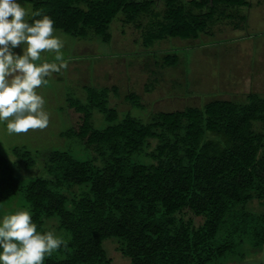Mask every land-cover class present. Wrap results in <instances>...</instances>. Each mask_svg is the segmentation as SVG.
Segmentation results:
<instances>
[{"label":"trees","instance_id":"16d2710c","mask_svg":"<svg viewBox=\"0 0 264 264\" xmlns=\"http://www.w3.org/2000/svg\"><path fill=\"white\" fill-rule=\"evenodd\" d=\"M16 2L30 7L26 21L14 17L28 32L61 30L84 38L91 30L104 43L119 13L130 23L153 10V0H0V34ZM236 4L243 0L201 1L213 12ZM163 14L155 22L161 35L152 40L195 38L213 16L193 17L177 0H166ZM176 62L167 57L162 65ZM109 91L116 93L87 87L84 104L66 101L79 121L63 135L88 157L53 149L42 160L43 176L24 189L30 208L24 235L31 237L43 219L53 217L69 235L55 247L61 258L45 264H106L102 243L109 238L118 239L129 264H242L245 255L263 253L264 213L247 206L255 201L264 207V96L250 93L244 104L214 100L156 112L143 124L129 115L119 119L108 107ZM133 97L129 93L127 100L136 105ZM93 111L106 124L102 130L92 125ZM151 140L156 145L147 156L153 162L146 164L140 158ZM12 154L25 170L36 166L29 151L15 147ZM13 173V165L0 157V203L20 190ZM187 213L192 217L185 221ZM44 237L41 257L48 248ZM0 253L15 255L7 229L0 232Z\"/></svg>","mask_w":264,"mask_h":264},{"label":"rangeland","instance_id":"374dc122","mask_svg":"<svg viewBox=\"0 0 264 264\" xmlns=\"http://www.w3.org/2000/svg\"><path fill=\"white\" fill-rule=\"evenodd\" d=\"M10 9L8 25L0 34V157L13 165L20 190L0 203V232L6 229L12 232L15 254L10 257L0 253V264H45L47 259H59L61 256L55 247L69 239L68 233L58 227L56 217L43 219L42 229L31 237L24 235L30 216L24 189L30 180L43 176V158L53 149L69 150L79 159L88 157L79 150L81 146L75 139L63 135L68 129L76 128L79 121V115L67 108L66 101L73 99L84 104L87 87L114 88L116 93L109 91L107 96L108 107L117 111L119 119L129 115L145 124L156 112L203 107L219 99L223 92L234 91L231 85L236 82L213 80L220 66L231 70L236 80L242 76V68L249 64L258 66L260 73L264 69V16L253 11L243 32L239 29L231 34L227 27L229 22H223L224 31L212 30L197 42L169 37L152 40L161 35L155 25L160 19L149 12L127 23L125 16L119 13L109 26L111 40L104 43L91 30L84 38L61 30L28 32L19 27L14 17L26 21L31 14L30 7L16 2ZM244 33L252 40L242 38L238 43L235 37ZM223 36L228 37L220 38ZM167 57L176 58L177 64L169 67L166 77L162 62ZM194 64L198 66V74L191 70ZM160 77L164 81H159ZM250 89L246 86L244 91ZM253 90L264 95V90H258V86ZM129 93L134 96L132 100L136 105L127 100ZM92 125L98 130L106 126L97 111L92 113ZM256 127L261 131L260 125ZM155 145L156 141L151 140L144 148L140 158L143 163L153 162L147 155ZM15 147L29 151L36 166L25 170L12 154ZM247 208L264 213V207L255 201ZM191 217L187 213L183 219L188 221ZM194 223L199 225L201 220L194 219ZM44 236L48 248L41 257L38 251ZM102 247L106 264H129L119 251L118 239H106ZM241 262L264 264V252L245 255Z\"/></svg>","mask_w":264,"mask_h":264},{"label":"crops","instance_id":"0c3cea01","mask_svg":"<svg viewBox=\"0 0 264 264\" xmlns=\"http://www.w3.org/2000/svg\"><path fill=\"white\" fill-rule=\"evenodd\" d=\"M178 3H180L186 10V12H188L190 15H192L193 17H197L199 19H206L209 14L213 15L211 19L206 21L207 27L203 32L198 33V35L195 38H186V39H179V38H171V39H179V40H192L197 42L196 40H198L200 37L203 38L204 36L208 35L209 33L212 32V30L214 32H221L224 31V24L223 22H229V25H227V27H229L228 30H231L230 33L232 34L233 32L241 29V31L243 32V28L246 26V21L247 18L250 16V13L256 12V14H258L259 16H264V0H243V4L242 5H234V6H230V7H219L217 8L214 12L209 8V6L204 5L201 6V1L202 0H177ZM253 1V3L251 2ZM165 3L166 0H153V10H152V17H156L158 19H160V21H163V13L165 10ZM257 10V11H256ZM213 12V13H212ZM159 22V20H158ZM221 23V24H220ZM217 24L223 25L220 26L219 28H217ZM226 32V31H225ZM228 36H223L220 38H227ZM236 40L239 42L242 41V38L245 40H252L250 35H247L244 33V35H238ZM158 41V40H157ZM253 44V43H252ZM188 47V46H187ZM186 47V48H187ZM160 55H163V53H158ZM260 55V54H258ZM262 63L264 67V58H262ZM177 64V62H176ZM175 64V65H176ZM174 65V66H175ZM171 66V67H174ZM191 70H196V74H198V66L197 64H194L193 66H191ZM247 68V69H246ZM258 66H252L251 64H249L248 66H246L245 68H242V76H240V79L236 80L234 78V74L233 72H231V70H229L228 68H224V67H219L220 70L216 69V74L214 75V79L215 81H227V80H232L234 83L233 87L234 91H225L222 93V96L219 99V101H229V102H237L238 100L240 102H246L247 100V96L250 93H257L259 95H262L261 93H259L260 91H254L253 89L256 88L258 86V90H264V69L261 71L262 73H260L259 71H257ZM169 67H166L163 71L166 72V77H167V72ZM246 69V70H245ZM221 71V73H220ZM169 74V73H168ZM226 74V75H224ZM232 74V77H231ZM164 81V79H162L160 77L159 81ZM168 80H170L168 78ZM223 85V84H222ZM246 86H248L249 88H251L248 92L244 91V89L246 88ZM232 87V88H233ZM238 90H241V92H239ZM242 95V96H240ZM264 96V95H262ZM194 101V100H193ZM197 101V100H196ZM198 102V101H197ZM195 107H199L195 106Z\"/></svg>","mask_w":264,"mask_h":264}]
</instances>
